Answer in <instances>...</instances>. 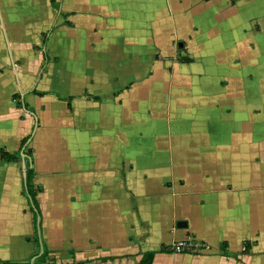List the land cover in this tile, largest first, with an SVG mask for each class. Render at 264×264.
I'll return each instance as SVG.
<instances>
[{"label":"crops","instance_id":"crops-1","mask_svg":"<svg viewBox=\"0 0 264 264\" xmlns=\"http://www.w3.org/2000/svg\"><path fill=\"white\" fill-rule=\"evenodd\" d=\"M0 147L1 260L264 264V0H0Z\"/></svg>","mask_w":264,"mask_h":264},{"label":"trees","instance_id":"trees-1","mask_svg":"<svg viewBox=\"0 0 264 264\" xmlns=\"http://www.w3.org/2000/svg\"><path fill=\"white\" fill-rule=\"evenodd\" d=\"M182 60H189V57H183ZM34 92L41 93L40 91H34ZM26 139L22 140L20 144H23L26 141ZM0 158L7 159V160H16L18 158V153L17 152H7L6 150L0 147ZM25 171H26L25 179H24L25 191L28 196L31 209L34 210L36 215H38L39 206L37 205V202L35 199V188L32 187V183H31L33 171L27 165H26ZM153 253H154V250L143 251L141 253L139 264H151V256ZM46 255H47V250L43 247L42 250L38 254L35 255L33 263L35 264H54L53 262L46 259ZM4 263H21V262H12L10 260L0 259V264H4Z\"/></svg>","mask_w":264,"mask_h":264},{"label":"built area","instance_id":"built-area-1","mask_svg":"<svg viewBox=\"0 0 264 264\" xmlns=\"http://www.w3.org/2000/svg\"><path fill=\"white\" fill-rule=\"evenodd\" d=\"M194 238L190 235L173 241L169 244V249L173 251H188V252H203V250L208 247L207 244L202 242L201 244H194Z\"/></svg>","mask_w":264,"mask_h":264},{"label":"water","instance_id":"water-1","mask_svg":"<svg viewBox=\"0 0 264 264\" xmlns=\"http://www.w3.org/2000/svg\"><path fill=\"white\" fill-rule=\"evenodd\" d=\"M19 154H20V161H21V165H22V167L23 168H25L26 167V163H27V165H29L28 164V157L23 153V151L22 150H20L19 151ZM4 264H23V263H4ZM26 264H35V263H33V260H30V262L29 263H26Z\"/></svg>","mask_w":264,"mask_h":264},{"label":"rangeland","instance_id":"rangeland-1","mask_svg":"<svg viewBox=\"0 0 264 264\" xmlns=\"http://www.w3.org/2000/svg\"><path fill=\"white\" fill-rule=\"evenodd\" d=\"M27 166H29V165H27ZM20 168L22 169V171L26 169V167L25 168L22 167L21 163H20ZM10 261H12V262H21L23 264H26V263H29L30 260L29 259H22V260H10Z\"/></svg>","mask_w":264,"mask_h":264}]
</instances>
